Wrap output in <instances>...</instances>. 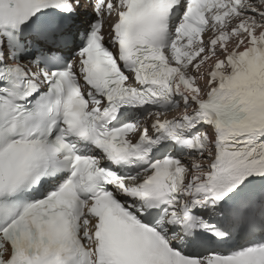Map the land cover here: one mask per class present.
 <instances>
[{
  "label": "snow or ice",
  "instance_id": "6c2138e0",
  "mask_svg": "<svg viewBox=\"0 0 264 264\" xmlns=\"http://www.w3.org/2000/svg\"><path fill=\"white\" fill-rule=\"evenodd\" d=\"M0 264H264V0H0Z\"/></svg>",
  "mask_w": 264,
  "mask_h": 264
}]
</instances>
